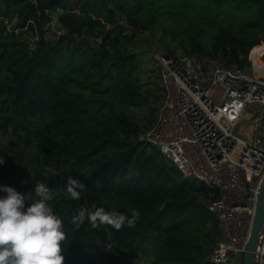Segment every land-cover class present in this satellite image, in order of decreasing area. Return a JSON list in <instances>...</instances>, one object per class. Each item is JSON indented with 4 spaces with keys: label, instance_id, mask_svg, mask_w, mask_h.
I'll return each mask as SVG.
<instances>
[{
    "label": "trees",
    "instance_id": "obj_1",
    "mask_svg": "<svg viewBox=\"0 0 264 264\" xmlns=\"http://www.w3.org/2000/svg\"><path fill=\"white\" fill-rule=\"evenodd\" d=\"M36 2L0 0V13L11 19L18 14L16 27L38 22L41 13L40 29L49 21L44 11L58 8L68 32L50 40L41 30L31 42L27 32L1 27L0 135L13 142L12 149L0 142V185L31 197L37 183L48 184L49 203L67 232L64 264H210L218 222L204 205L209 189L182 178L158 150L137 141L152 124L140 123L138 114L153 91L141 89L135 36L153 29L186 54L245 68L250 50L264 41V0ZM173 9L197 19L185 27L187 38L157 24L170 21ZM201 21L215 26L208 46ZM69 176L86 185L80 200L66 193ZM82 207L126 214L136 209L140 217L135 227L119 231L92 229L87 222L77 229L70 221Z\"/></svg>",
    "mask_w": 264,
    "mask_h": 264
},
{
    "label": "built area",
    "instance_id": "obj_2",
    "mask_svg": "<svg viewBox=\"0 0 264 264\" xmlns=\"http://www.w3.org/2000/svg\"><path fill=\"white\" fill-rule=\"evenodd\" d=\"M30 2L37 5L36 0ZM60 12L46 9L49 21L40 29L41 13L38 22L28 19L20 27L26 29L31 42L39 40L41 30L55 40L68 32ZM121 22L130 33L127 22ZM1 27L20 32L10 17L0 13ZM263 45L264 41L250 50L245 68L197 53L153 55L161 98L152 124L140 130L137 141L158 150L182 178L209 189L204 205L218 222L215 242L206 257L210 264H243L264 183ZM253 259L264 264V224Z\"/></svg>",
    "mask_w": 264,
    "mask_h": 264
},
{
    "label": "clouds",
    "instance_id": "obj_3",
    "mask_svg": "<svg viewBox=\"0 0 264 264\" xmlns=\"http://www.w3.org/2000/svg\"><path fill=\"white\" fill-rule=\"evenodd\" d=\"M4 163V156H0V166ZM86 190L84 183L68 177L66 193L71 199L80 200ZM33 191L29 197L14 187L0 185V264H64L67 232L62 218L49 203L52 190L39 182ZM139 217L136 209L126 214L106 211L104 207L92 211L82 207L70 223L77 229L87 222L92 229L111 226L119 231L125 226L135 227Z\"/></svg>",
    "mask_w": 264,
    "mask_h": 264
},
{
    "label": "rangeland",
    "instance_id": "obj_4",
    "mask_svg": "<svg viewBox=\"0 0 264 264\" xmlns=\"http://www.w3.org/2000/svg\"><path fill=\"white\" fill-rule=\"evenodd\" d=\"M181 12H182L181 10L173 9L170 21H164L163 19H159L157 24L169 28L177 32V34L183 36L184 38H187L185 34L186 33L185 27L188 26L190 21H194L197 19L193 17V14L189 13L188 15H186ZM16 15L18 16V14ZM17 16H15L14 19L12 18L14 24L18 23ZM213 28H215V26L213 24H209L207 21H201L200 26L198 27L200 36L202 37V40L205 42V45L207 46L211 42L212 34L214 32V30H212ZM15 29H17V32L26 30L23 27H19ZM135 39H136L135 40L136 45L139 46V49L136 48V51L140 55V62L142 65V72H143L141 76V80H142L141 89L142 91L144 90V93L148 95L152 94L150 93V91H153L152 94L153 96L150 95L148 104L146 106L143 105L142 108L140 109L141 113L138 114L139 122L143 124L153 119L154 115H150V113H152V110H154L155 107H157L159 102V94H160L159 77L157 73L158 71L155 69L153 55L156 53H159L158 55H160V54H171V53L181 54L184 52L180 43L171 41L168 37H165L162 32L155 31L153 29H148L144 32L137 31ZM155 98H157V100H155ZM0 142L7 144L9 148L12 149L13 140L8 134L0 135Z\"/></svg>",
    "mask_w": 264,
    "mask_h": 264
},
{
    "label": "water",
    "instance_id": "obj_5",
    "mask_svg": "<svg viewBox=\"0 0 264 264\" xmlns=\"http://www.w3.org/2000/svg\"><path fill=\"white\" fill-rule=\"evenodd\" d=\"M263 224H264V183L257 197L256 209L252 222V227L250 230L248 242L246 244V249L243 254V264H256V261L253 259V251L255 248L258 234Z\"/></svg>",
    "mask_w": 264,
    "mask_h": 264
},
{
    "label": "bare ground",
    "instance_id": "obj_6",
    "mask_svg": "<svg viewBox=\"0 0 264 264\" xmlns=\"http://www.w3.org/2000/svg\"><path fill=\"white\" fill-rule=\"evenodd\" d=\"M263 47H264V45H263ZM255 50H256V49H255ZM255 50H254V51H255ZM252 55H254V54L252 53ZM256 56H257V55H256Z\"/></svg>",
    "mask_w": 264,
    "mask_h": 264
}]
</instances>
